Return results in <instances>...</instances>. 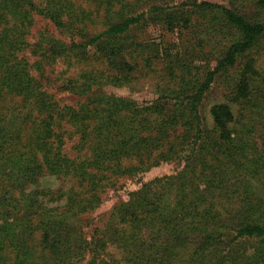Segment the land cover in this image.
I'll list each match as a JSON object with an SVG mask.
<instances>
[{
    "label": "trees",
    "instance_id": "1",
    "mask_svg": "<svg viewBox=\"0 0 264 264\" xmlns=\"http://www.w3.org/2000/svg\"><path fill=\"white\" fill-rule=\"evenodd\" d=\"M77 2L0 0V217L7 218L22 204L27 221L19 226L29 231L28 237L40 231L52 264H71L75 256L83 254V246L73 240L69 220L99 201L95 191L103 179L134 177L147 167L177 159L188 151L180 171L143 183L130 193L127 203L116 207L113 221L119 228H109L107 239L113 235L126 240L133 249V264H179L185 253L187 264H234L228 263L229 257L219 256L221 245H232L242 238L256 240L261 246L258 257L264 260L262 202L245 203L226 215L210 203L214 191L222 187L225 171H229L224 165L235 159L236 149L241 150L238 135L233 134L236 116L230 103L250 97L254 78L264 80L250 56L264 38V18L198 0L176 7L164 4L165 0ZM257 3L264 10V0ZM34 14L81 40L72 38L68 45L42 32L34 44H29L26 33ZM192 15L204 17L211 34L228 28L235 38L201 79H182L176 90L170 89L168 94L164 90L151 104L94 90L101 84L104 70L91 69L66 85L75 94L89 96L78 108L61 105L31 74L30 61L19 56L30 47L31 53L40 58L36 65L40 70L44 63L51 64L69 53L79 57L92 47L96 58L112 72L110 81L124 85L132 80L134 59L149 49L129 33L149 24L190 32L197 22ZM90 25H98L97 30L89 31ZM235 67L238 73L230 101L213 104L209 110L212 126L203 128L199 106L206 91L218 74ZM182 68L189 70L187 64ZM26 106L36 112L28 135L25 122L32 113L19 122L12 114ZM62 123L78 133L77 158L62 152ZM46 177L73 179L74 183L56 190L36 188ZM169 194L174 196L173 203L167 198ZM51 200L57 205L48 206ZM228 216L230 225L224 222ZM145 229L151 231V237L143 236ZM0 233L1 251L4 244H10V235L7 228H0ZM193 234H200L198 241ZM104 244L98 239L95 248ZM17 264L28 263L21 260ZM101 264L111 262L101 260Z\"/></svg>",
    "mask_w": 264,
    "mask_h": 264
},
{
    "label": "rangeland",
    "instance_id": "2",
    "mask_svg": "<svg viewBox=\"0 0 264 264\" xmlns=\"http://www.w3.org/2000/svg\"><path fill=\"white\" fill-rule=\"evenodd\" d=\"M73 1L77 2V0ZM185 1L189 2L190 0H165L164 4L176 7ZM202 1L237 8L252 18H264V10L259 8L258 0H198V2ZM192 16L197 22L194 24V30L190 32L184 29L180 33L176 30L172 31L162 24H149L145 27L139 26L129 33L130 38L146 44L149 49H144L142 56L134 59L136 69L132 74V80L124 85H117L110 81L112 72L107 70L96 58L98 55L94 54L92 47H88L86 52L78 55L79 57H72V54L69 55V53L51 64L44 63L40 70L36 66L40 58L31 53L30 47L20 52L19 56H25L30 61L32 64L31 74L42 83L48 93L55 96L61 105L78 108L79 104L89 96L75 94L67 90L66 85L70 79L78 77L82 71L91 69L99 72L104 70L101 84L95 85L94 90L98 89L105 94L134 99L142 104H151L160 97L164 90H166L164 93L167 94L170 89L176 90L178 84L182 83V79H193L192 77L201 79L208 69L215 66L222 51L235 38L228 28L223 29L225 30L223 32H212L211 34V27L204 17ZM97 28L98 25H90L88 29L92 32ZM42 32L62 39L68 45L72 38L76 41L81 40L78 35L62 32L48 19L34 14L33 22L26 33V40L32 45L39 39ZM250 56L255 59L257 69L264 76V38L258 42ZM183 64H187L189 70L182 68ZM238 67L231 68L227 73L218 74L206 91L199 106L203 128L212 126L209 114L211 106L230 101ZM251 86L252 93L248 99L230 103L236 116L233 134L234 136L238 135V144L241 150L236 149L235 159L230 158L229 162L224 165L229 171H225L223 175L222 187L214 191L213 197H210V203H214L215 208L222 213L225 212V215L226 212L240 208L245 203L255 205L262 202L264 206V80L261 77L254 78ZM31 113L32 116L25 122L26 135L34 126L36 112L34 110L31 112L30 107L26 106L18 110L17 113H12L16 115L15 121L17 122L30 116ZM62 124L65 128L62 152L68 157L77 158L80 153L78 133L74 129L71 131L72 128L69 125ZM186 153L189 152L183 151L177 159L147 167L134 177L122 176L113 177L111 180L103 179L95 191L99 201L95 205H91L92 208L89 207L80 212L76 218L69 220L70 226L74 230L73 240L83 246V254L75 256L71 264H101V260L110 261L111 264H133V249L129 243L127 242V244L126 240L123 241L113 235L107 239L108 236L105 235L109 228H119L116 225V220L113 221L115 209L121 204L127 203L130 193L138 190L143 183L163 175H174L180 171L183 168ZM73 183V179L68 181L46 177L36 188L49 186L51 190H56L57 188H69ZM1 191L2 188H0ZM18 192L15 191L17 196H19ZM89 196L90 193L85 195V197ZM167 198L170 200L169 202L173 203L174 196L172 194H169ZM47 205L55 206L57 202L51 200ZM35 219L33 218V221ZM24 221H27V218L22 204L18 205L7 218L0 217V228H7L10 235V244H4V249L0 251V264H17L21 260L28 264H52L51 252L44 247L40 231L35 230L32 236L28 237L29 231H25L19 226ZM230 221L231 217L228 216L224 222L230 225L232 224ZM123 226L126 227V225ZM143 234L144 237H151V231L148 229L143 230ZM192 236L197 241L200 238V234ZM98 239H102L105 244L102 248L96 249L95 244ZM21 246L23 249L19 252ZM221 247L223 249L219 252V256L229 257L228 263L233 261L234 264H264V260L258 257L261 246L252 238L238 239L232 245H221ZM95 256L97 258L93 262L92 259ZM187 258L185 253L180 263L187 264ZM211 258H209L210 262L214 260L212 256Z\"/></svg>",
    "mask_w": 264,
    "mask_h": 264
}]
</instances>
